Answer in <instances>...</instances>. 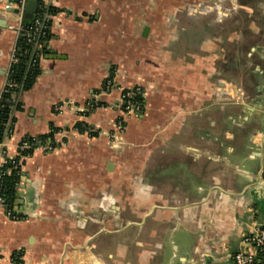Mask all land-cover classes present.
Returning a JSON list of instances; mask_svg holds the SVG:
<instances>
[{
    "label": "crops",
    "instance_id": "obj_1",
    "mask_svg": "<svg viewBox=\"0 0 264 264\" xmlns=\"http://www.w3.org/2000/svg\"><path fill=\"white\" fill-rule=\"evenodd\" d=\"M6 1L0 92L13 56L39 75L12 98L5 152L32 153L21 219L0 208V264H233L264 221V0H47L35 48L15 45ZM132 87L142 108L124 117Z\"/></svg>",
    "mask_w": 264,
    "mask_h": 264
},
{
    "label": "built area",
    "instance_id": "obj_2",
    "mask_svg": "<svg viewBox=\"0 0 264 264\" xmlns=\"http://www.w3.org/2000/svg\"><path fill=\"white\" fill-rule=\"evenodd\" d=\"M28 0H17L16 2L5 6V8L10 7L14 10L13 15L16 17V23L12 26V30L16 33L15 45L18 38L24 35V41L32 45L34 48L38 47L40 41L46 36L47 28L45 22L48 20L45 16L44 6L47 0H37V6L39 12L34 18L33 24L26 30L23 31L22 21L24 18L25 8ZM39 14L42 18H39ZM17 63V60L12 57V66ZM12 71L11 67L6 72V82L2 87L0 92V111L4 109L7 99L5 95L15 88V85L10 81ZM115 87L113 80H108L105 84V91H110L111 88ZM141 89L139 87H132L128 89H121L120 91V109L125 117L137 115L142 108V95ZM94 105V104H93ZM13 124L14 121L11 119V113L9 114L8 121L3 129V134H0V208L4 210V215L12 220L17 221L21 218L16 215L14 211V205L8 204L6 197L2 194V178L4 176H11L13 173H17L19 176L18 181L15 183L16 192L19 190L20 183L22 181V161L25 156H22L21 152L30 147L27 140H21L16 155L10 157L6 152V142L13 134ZM124 125V119L120 118L116 121V131L109 136L115 140L117 136L122 132ZM72 130L79 132L76 125L73 126ZM88 135L94 133L95 131L90 129H85L83 131ZM42 149L46 152L54 150L53 144H42ZM2 260V253L0 251V263ZM233 264H260L264 260V221L255 225L250 233L242 235L240 238V248L234 253ZM20 264V263H14Z\"/></svg>",
    "mask_w": 264,
    "mask_h": 264
},
{
    "label": "trees",
    "instance_id": "obj_3",
    "mask_svg": "<svg viewBox=\"0 0 264 264\" xmlns=\"http://www.w3.org/2000/svg\"><path fill=\"white\" fill-rule=\"evenodd\" d=\"M39 18H42L41 14H39ZM33 22L34 19H31L29 21L24 20V25L26 27H30ZM49 24L50 23L47 20L45 22L46 28L49 27ZM21 38L23 39L24 37ZM20 43V46L22 47L27 46L23 41H21ZM30 60V55H19L17 56V63L11 67L12 74L10 77V81L15 85V88L5 95L7 102L5 103L4 109L0 111V134H3V129L6 122L8 121L9 114L11 113L12 109L19 108L18 104H15L14 106L12 105L13 96L19 95L23 91L29 90L39 75L38 62L35 60L30 62ZM76 127L78 128L79 132H83L85 129H90L88 125L83 123H77ZM55 132L56 129L52 128L51 133L46 136L40 137L39 141L41 143L50 142L51 144H54L53 135L55 134ZM91 135H94V133H91ZM31 153L32 148L25 149L21 152L22 156L25 157L30 155ZM18 179L19 176L17 175V173H13L11 176H4L2 178V194L6 197V201L10 205H13L16 200L17 192L15 189V183L18 181ZM260 264H264V260H262Z\"/></svg>",
    "mask_w": 264,
    "mask_h": 264
},
{
    "label": "water",
    "instance_id": "obj_4",
    "mask_svg": "<svg viewBox=\"0 0 264 264\" xmlns=\"http://www.w3.org/2000/svg\"><path fill=\"white\" fill-rule=\"evenodd\" d=\"M12 2V1H11ZM10 1H6L4 2L5 6H8L10 3ZM16 2V1H14ZM37 9V0H28L27 4H26V8H25V13H24V19L25 20H31L33 18V14L36 12ZM7 12H14L13 9H11L10 7L6 8ZM42 47L45 49L46 47V41L42 44ZM47 53L49 54L48 56L54 58V53L53 51H47ZM48 57V58H50Z\"/></svg>",
    "mask_w": 264,
    "mask_h": 264
}]
</instances>
